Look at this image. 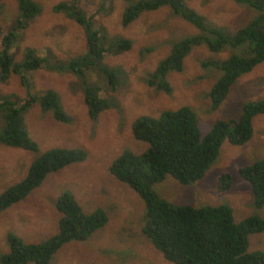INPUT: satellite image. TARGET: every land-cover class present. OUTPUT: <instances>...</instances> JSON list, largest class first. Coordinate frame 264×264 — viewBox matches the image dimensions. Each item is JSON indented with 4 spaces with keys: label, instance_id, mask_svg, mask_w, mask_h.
<instances>
[{
    "label": "rangeland",
    "instance_id": "obj_1",
    "mask_svg": "<svg viewBox=\"0 0 264 264\" xmlns=\"http://www.w3.org/2000/svg\"><path fill=\"white\" fill-rule=\"evenodd\" d=\"M40 11L23 28L11 49L17 62L26 50L51 62L29 71V86L19 74L0 81V98L16 96L26 99L46 90L57 92L69 122L57 121L51 110L38 103L24 114L30 137L37 151L13 147L0 142V193L19 182L30 164L44 150L53 147L84 150L83 161L73 162L48 173L41 184L24 199L0 213V256L9 252L7 234L12 232L26 242H39L57 231L61 213L56 208L59 194L70 191L84 212L102 208L107 222L85 240L64 243L48 264H175L167 260L142 232L145 206L142 198L109 171L111 162L124 150L140 153L147 143L132 135L133 121L140 115L158 116L164 110L189 106L194 110L202 134L217 120L235 119L245 103L264 98V61L241 74L230 87L222 103L211 107L209 92L221 76L219 68L203 67V61H219L235 50L211 51L205 45L193 46L184 59L181 71L168 73L171 92L148 84V76L170 52L174 41L200 33V30L174 14L168 5L154 11H142L128 25L122 23L124 9L138 0H75L85 12L96 14V26L106 41L127 38V50L106 52L97 60L99 68H117L118 86L111 92V80L100 77L99 68L87 70L86 81L98 83L100 94L114 105L95 118L88 112L83 79L68 66L87 51L86 32L63 11L55 10L62 2L73 0H34ZM211 24L235 31L256 14L246 3L235 0H184ZM19 15L18 0H0V38L11 30ZM171 43V45H170ZM230 48V47H229ZM108 89V92L104 88ZM4 119L0 110V130ZM253 133L243 145L224 141L214 163L204 176L189 185L172 176L154 184L155 191L173 204L193 206L227 203L234 220L247 216H264V204L256 207L249 183L238 174V167L251 164L264 156V113L254 116ZM229 172L232 183L228 190L217 188V177ZM249 250H264V231L248 235ZM27 264H34L32 262Z\"/></svg>",
    "mask_w": 264,
    "mask_h": 264
},
{
    "label": "trees",
    "instance_id": "obj_2",
    "mask_svg": "<svg viewBox=\"0 0 264 264\" xmlns=\"http://www.w3.org/2000/svg\"><path fill=\"white\" fill-rule=\"evenodd\" d=\"M246 3L256 11L255 16L235 31L209 24L204 16L184 0H138L124 9L122 23L128 25L142 11H154L168 5L174 14L200 30V33L174 41L170 52L148 76V84L166 93L171 92L168 73L181 71L184 59L193 46L205 45L211 51L235 50V54L219 61H203L201 65L219 68L221 76L209 92L211 107L217 108L236 79L264 61V0H235ZM19 15L11 28L0 38V81L11 74H19L22 83L29 86L28 72L51 62L25 51L22 61H15L11 49L20 31L40 11L34 0H18ZM55 10L63 11L80 24L86 32L87 51L69 62L68 66L83 79L84 97L88 112L95 118L102 110L114 105L110 98L100 94L102 87L84 78L87 70L99 68L96 63L106 52L127 50L131 41L127 38L106 41L99 29L96 14L80 9L75 0L62 2ZM230 47V48H229ZM53 69V68H51ZM100 77L111 80V92L118 86L120 74L117 68H99ZM105 91L108 89L105 87ZM36 103L44 110H51L57 121L69 122L56 91L46 90L26 99L16 96L0 98V110L4 126L0 130V142L9 146L37 151L38 145L25 126L24 114ZM264 113V98L245 103L235 119L217 120L205 134L197 125L196 114L189 106L164 110L158 116L140 115L132 124L135 139L147 143V148L134 153L124 150L109 166V171L119 181L126 183L143 200L145 211L142 232L163 256L175 264H264V250H249L248 235L264 231V216H247L234 220L233 210L227 203L193 206L173 204L154 189V184L172 176L180 184L189 185L202 178L216 160L224 141L243 145L252 136L254 116ZM87 153L82 149L53 147L44 150L27 169L19 182L0 193V213L24 199L45 176L73 162L83 161ZM238 174L251 188L256 207L264 204V156L251 164L240 166ZM232 177L223 171L217 177V188L226 191ZM56 208L61 213L57 231L39 242H26L9 232V252L0 256V264H48L60 247L71 240H85L108 220L106 212L95 208L86 213L70 191L57 197Z\"/></svg>",
    "mask_w": 264,
    "mask_h": 264
}]
</instances>
